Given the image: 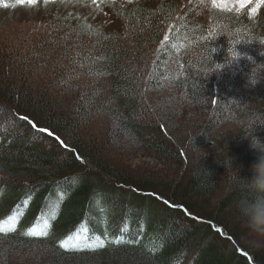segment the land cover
<instances>
[{
	"label": "trees",
	"instance_id": "16d2710c",
	"mask_svg": "<svg viewBox=\"0 0 264 264\" xmlns=\"http://www.w3.org/2000/svg\"><path fill=\"white\" fill-rule=\"evenodd\" d=\"M52 2L42 5L53 8ZM178 11L175 1L133 5L120 33H108L83 16H56L50 20L54 35L35 42L31 54L3 58L0 218L11 205L25 207L21 229L53 207L56 216L47 237L0 233V264H13L15 253L33 255L30 264H173L191 254L190 264H264L263 247L253 250L241 238L250 233L242 228L236 204L250 193L233 181L236 170L240 179L250 180L253 165L264 156L252 146L253 133L245 131L250 118L264 119V12L249 17L211 8L207 24L190 16L191 10L176 19ZM170 23L175 24L170 38L155 53L164 37L161 28ZM72 39L77 44L67 43ZM189 46L195 55H178ZM228 49L242 58L232 61ZM41 72L53 76L33 88L30 82ZM164 91L169 96L160 98ZM63 103L67 108L60 109ZM188 105L203 106L205 118L185 110ZM96 113L111 121L109 136L128 137L155 153L176 168L175 177L158 181L126 173L112 165L103 145L83 142L82 129ZM11 122L23 132L7 130ZM230 122L235 130L226 133ZM181 131L189 139L177 142L173 133ZM35 135L51 145L43 147ZM254 136L256 147L264 148V127ZM229 159L234 171L225 166ZM157 183L166 193L153 188ZM107 194L118 197L116 207ZM106 204L110 222L100 218ZM85 224L89 238L102 236L104 248L59 247Z\"/></svg>",
	"mask_w": 264,
	"mask_h": 264
},
{
	"label": "rangeland",
	"instance_id": "374dc122",
	"mask_svg": "<svg viewBox=\"0 0 264 264\" xmlns=\"http://www.w3.org/2000/svg\"><path fill=\"white\" fill-rule=\"evenodd\" d=\"M43 1L44 0H34V2L30 4L28 3V0H0V71L2 69L1 63L4 61V57L18 56V52L24 53L25 55L29 53L31 54V48L35 46V42L40 40L43 36L47 37L54 35L55 31L50 20H53V18L55 19L56 16H67L68 14L83 16L90 24L103 26L108 33H120L122 29H125L127 24V22L125 23V18H123L127 8H131L133 5L138 6L139 4L158 7L164 0H95V2H93V0H54L52 2L54 3L52 6L53 8L43 6ZM172 1H175L179 5L180 13L175 15L176 19L184 14V12L188 13L191 10V14H189L190 16L198 18L199 21H207V24L209 23L213 0H167L168 3ZM241 3H243L242 8L240 7ZM215 4L219 9H226L229 11L234 10L246 13L249 16L257 14L262 17V12H264V0H215ZM175 20L174 23L176 22ZM174 23L168 24L165 29L164 26H162L161 29L164 30L162 35V37L164 36L163 40L164 38L166 39L167 34L172 31V27L175 26ZM95 34L97 36L98 33ZM90 37L92 38V36ZM58 39L64 44L62 36H60V38L58 37ZM49 40L52 41V37H49ZM88 40L92 41L89 38ZM163 40H161L160 43L158 41L155 53L166 45ZM70 41L72 42V45L77 44L74 39L69 40L67 43ZM50 45L51 44H48V46ZM53 53L56 56H59V53L61 54L59 51ZM177 53L178 55L180 54L181 57H190L196 54V52L191 49V46L186 49L184 48V50L178 49ZM52 76L53 72L35 73L33 80L30 82L32 83L31 86L33 88H38L41 86V81L44 80L45 82L46 79H51ZM218 78L219 77L217 76L216 79ZM169 86H167V88H169ZM167 90L170 91L169 89ZM168 91H164L160 98L168 97ZM149 98L153 100L151 95H149ZM199 105L195 106V108L197 107L196 110L195 108L193 110L192 105L185 106V110L190 111L191 113L198 111L200 115L205 118L203 113L204 110L202 109L203 106L200 107ZM61 108H67L66 104L63 103L60 109ZM93 117L91 123L82 129V140H84L83 142L88 141L91 143V141H93L101 146L103 145L105 149L104 153L114 167L119 168L126 173L140 176L141 178L152 179L153 177H156L158 181H164L166 179L172 180L175 177L176 168L160 161L155 153L148 151V149H142L140 146L138 147L128 137L112 138L109 136L108 132L111 131V127L113 126L105 114L96 113ZM184 118V115L179 117L180 121H183ZM181 124H183V122L179 123L180 126ZM7 127V130L13 132H23V128L16 123L13 124L11 122L5 128ZM234 128L235 124L230 122V124L228 123L225 125L223 131L230 133L235 130ZM188 129L193 131V127L186 128V131ZM7 130L5 129V132H7ZM189 130L187 131L188 135ZM185 132L181 131L180 133H173V138H175L177 142H181L182 140L186 141L189 139L188 137L182 138L185 135ZM34 137H36L39 144L43 147L51 145V141L48 139L42 137L38 138L37 135ZM188 155L191 156V153L189 152ZM153 188L156 191L158 190L166 193V190H164L163 185L160 183L154 185ZM107 195L109 197L108 202L113 203L112 205L114 206L112 207H116L118 197L114 194ZM96 203L100 204L98 201ZM106 205L105 208L102 209V213H100V218L105 220V222L108 221L111 216V214H109L111 212V207L110 205ZM100 206L102 207V204ZM103 210L105 212H103ZM164 216L165 214L160 212L161 219L165 218ZM103 220L101 222L102 225L100 226L105 229L106 224H103ZM241 238L248 247L253 250H256L254 246H260L264 249V238L256 237L252 234L247 237L242 236ZM10 258L13 261V264H21V261L23 262L22 264H30L34 262L33 255L23 256L22 254L15 253L12 254ZM188 259L189 258L183 260L179 258L176 263L187 264L189 261Z\"/></svg>",
	"mask_w": 264,
	"mask_h": 264
},
{
	"label": "clouds",
	"instance_id": "9594fccd",
	"mask_svg": "<svg viewBox=\"0 0 264 264\" xmlns=\"http://www.w3.org/2000/svg\"><path fill=\"white\" fill-rule=\"evenodd\" d=\"M229 49L228 55L232 61H237L242 58L241 53L238 51H235L234 54L230 55ZM260 54L264 55L262 52ZM256 82H253L252 80L253 84ZM258 127H264V119L259 116L249 119L248 127L245 131H251L253 133V139H250L252 141L253 148L264 151V148L258 149L256 147V144L259 142L254 136V132ZM244 137L248 138L247 135H244ZM231 165L232 162L229 159V163L225 165L228 168V171L229 169L234 171ZM252 171L254 175L250 180L240 179L238 176V170L234 171L236 173L233 177L234 183L240 184L248 191V193H250V195L237 202L236 208L239 213L238 218L241 222L242 228L246 229L250 234L256 237L264 238V156H262L259 161L253 165Z\"/></svg>",
	"mask_w": 264,
	"mask_h": 264
},
{
	"label": "snow or ice",
	"instance_id": "6c2138e0",
	"mask_svg": "<svg viewBox=\"0 0 264 264\" xmlns=\"http://www.w3.org/2000/svg\"><path fill=\"white\" fill-rule=\"evenodd\" d=\"M34 0H28V3H33ZM95 2V0H93ZM213 7H216L215 0H213ZM240 7H243V3H241ZM255 11V10H254ZM21 120L27 119L26 117H19ZM30 124L31 121H28ZM33 129L38 132H46L48 136H52L53 133L43 129L37 128L35 124H32ZM56 139H59L58 137ZM63 145V142L60 141ZM79 159V157H77ZM23 210L17 211L15 215H13L8 221L7 229L4 227L3 223H0V233H5L6 231H14L15 226L18 223V219L22 217ZM56 216L55 207L49 209L48 211L42 212L41 217L38 218L37 222L33 225L32 228L26 230L23 234L29 237H47L50 232V221L54 220ZM122 232L127 231V228L121 230ZM88 229L86 224L82 225L75 233L71 234L68 238L63 240L59 247L68 251H83V250H91L95 251L97 249H101L105 247V241L93 235L91 238L87 235ZM110 242L114 243H124L123 240H113Z\"/></svg>",
	"mask_w": 264,
	"mask_h": 264
}]
</instances>
